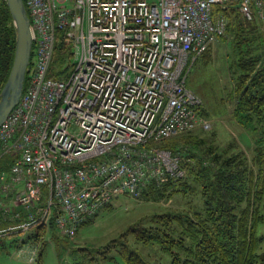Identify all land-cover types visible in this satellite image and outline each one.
Returning <instances> with one entry per match:
<instances>
[{"label":"built area","instance_id":"2783aa9c","mask_svg":"<svg viewBox=\"0 0 264 264\" xmlns=\"http://www.w3.org/2000/svg\"><path fill=\"white\" fill-rule=\"evenodd\" d=\"M23 1L31 66L0 125V155L11 159L0 172V235L53 223L72 238L113 198L183 175L180 156L151 142L209 128L190 67L225 35V10L253 20L264 0ZM58 41L70 67L55 78Z\"/></svg>","mask_w":264,"mask_h":264},{"label":"trees","instance_id":"16d2710c","mask_svg":"<svg viewBox=\"0 0 264 264\" xmlns=\"http://www.w3.org/2000/svg\"><path fill=\"white\" fill-rule=\"evenodd\" d=\"M224 13L237 70L231 91L234 114L255 133V147L248 158L240 148L207 143L205 137L194 135V129L151 142L177 153L184 172L163 182L150 181L139 197L179 193L190 204L194 199L198 203L185 211L155 214L148 225L132 226L125 235L133 234L134 239L154 246L151 252L167 254L169 264H264V229L260 231L264 228V36L258 17L244 20L233 6ZM15 43L10 11L5 0H0V90L12 65ZM70 53L68 45L57 42L51 76L58 78L69 69L66 59ZM30 66L31 61L23 88ZM10 160V156L0 155L4 162L0 163V172L8 170ZM1 225L8 226L0 221ZM48 229L57 233L53 223ZM122 238L119 244L109 242L101 251L80 248L76 264H101L111 250L127 264H161L159 258L150 261L130 246L124 235Z\"/></svg>","mask_w":264,"mask_h":264},{"label":"rangeland","instance_id":"374dc122","mask_svg":"<svg viewBox=\"0 0 264 264\" xmlns=\"http://www.w3.org/2000/svg\"><path fill=\"white\" fill-rule=\"evenodd\" d=\"M257 19L264 36V15ZM231 39V35L226 32L215 40L206 52L198 55L190 67L186 84L200 97L201 113L210 124L208 129L197 126L193 132L194 135L199 134V138L205 137L207 143L224 148L228 145L240 148L250 158L255 147V133L249 126L241 124L234 114L231 91L237 70L233 63L235 56ZM191 202L193 204L179 193L169 196L154 195L149 198L122 194L113 198L109 205L99 209L96 215L80 225L72 238L61 235L57 229V233H52V229L39 230L36 226L25 234L9 232L0 235V264H76L77 259L81 257L80 248L101 251L109 242L112 244L117 241L119 244L123 240L121 235H124L130 246L150 261L155 262L159 258L157 261L161 264H169L170 256L151 252L154 246L134 239L133 234L129 233L128 237L125 234L137 224L148 225L150 218L155 214L185 211L198 203L195 199ZM19 209L24 213L21 207ZM5 229V226L1 225L0 233ZM263 229L260 228V231ZM100 262L127 264L113 250Z\"/></svg>","mask_w":264,"mask_h":264},{"label":"water","instance_id":"95a60500","mask_svg":"<svg viewBox=\"0 0 264 264\" xmlns=\"http://www.w3.org/2000/svg\"><path fill=\"white\" fill-rule=\"evenodd\" d=\"M16 31L14 57L7 79L0 90V125L18 103L31 58L30 18L23 0H5Z\"/></svg>","mask_w":264,"mask_h":264},{"label":"crops","instance_id":"0c3cea01","mask_svg":"<svg viewBox=\"0 0 264 264\" xmlns=\"http://www.w3.org/2000/svg\"><path fill=\"white\" fill-rule=\"evenodd\" d=\"M263 15H264V13H263Z\"/></svg>","mask_w":264,"mask_h":264}]
</instances>
